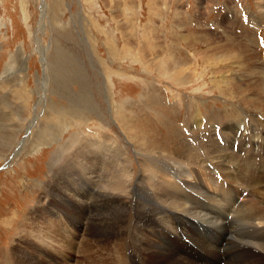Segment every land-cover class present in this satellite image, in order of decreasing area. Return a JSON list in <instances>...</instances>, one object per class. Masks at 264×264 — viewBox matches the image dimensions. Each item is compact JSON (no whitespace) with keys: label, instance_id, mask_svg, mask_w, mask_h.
<instances>
[{"label":"rangeland","instance_id":"1","mask_svg":"<svg viewBox=\"0 0 264 264\" xmlns=\"http://www.w3.org/2000/svg\"><path fill=\"white\" fill-rule=\"evenodd\" d=\"M102 134L131 157L134 182L158 170L139 153L162 158L188 149L237 174L233 164L264 148V0H0V264L68 157ZM189 168L196 166L179 172ZM189 206L184 217L196 219L201 204ZM169 220L165 236L178 227ZM80 222L61 264L90 263L77 254L86 208ZM256 230L248 220V233L256 238ZM31 241L43 255L59 246L49 237ZM103 259L98 264H109Z\"/></svg>","mask_w":264,"mask_h":264},{"label":"bare ground","instance_id":"2","mask_svg":"<svg viewBox=\"0 0 264 264\" xmlns=\"http://www.w3.org/2000/svg\"><path fill=\"white\" fill-rule=\"evenodd\" d=\"M44 10L45 4L41 7L42 18ZM11 92L20 98L19 92ZM35 120H31L25 132ZM133 133L137 137L139 131ZM142 143L147 151L155 149L152 143ZM15 146L19 149L20 145ZM83 148L85 152H73L69 162L58 170L45 194L46 202L39 200L19 223L15 233L18 241L1 264H61L60 250L74 251L73 236L81 233L74 225L82 228L80 220L85 216V208L86 240L79 242L77 254L91 264L106 263L104 256L109 264H264V183L257 186L264 181L260 171L264 167L261 146L232 165L233 171H238L232 173L236 177L226 172L224 162L211 164L202 155L198 158L196 149H188L186 155L171 153L162 158L154 157V152L139 153L145 163L153 164L149 169L155 163L158 170L151 174L143 171L135 182L132 159L114 139L102 134L86 146L84 143ZM81 157L86 166L81 164ZM201 158L207 163L199 167L197 162ZM185 166L196 168H189L188 173L179 172ZM72 170H78L84 181L78 183ZM61 178L66 179L60 181ZM76 190L78 194L73 193ZM244 192H248L245 197ZM206 193L209 198L202 200L200 195ZM197 204H201L198 217H184L192 214L189 205ZM170 218L179 228L165 236L161 225H171ZM248 220L256 223V238L247 231ZM33 236L39 241L49 237L54 246H59L53 250L50 247V253L43 255L38 242L31 241ZM111 244L113 248L103 254ZM51 251L55 261L48 257Z\"/></svg>","mask_w":264,"mask_h":264}]
</instances>
